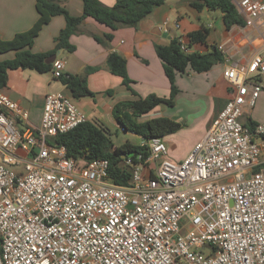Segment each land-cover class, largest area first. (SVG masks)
Returning <instances> with one entry per match:
<instances>
[{
    "label": "built area",
    "instance_id": "obj_1",
    "mask_svg": "<svg viewBox=\"0 0 264 264\" xmlns=\"http://www.w3.org/2000/svg\"><path fill=\"white\" fill-rule=\"evenodd\" d=\"M233 2L264 23V0ZM65 64L54 60L55 78ZM262 76L264 51L225 66L233 92L204 137L182 161L149 139L144 162L125 160V185L110 180L108 159L49 144L87 120L72 97L48 93L33 126L0 88V264H264V122H242Z\"/></svg>",
    "mask_w": 264,
    "mask_h": 264
},
{
    "label": "crops",
    "instance_id": "obj_2",
    "mask_svg": "<svg viewBox=\"0 0 264 264\" xmlns=\"http://www.w3.org/2000/svg\"><path fill=\"white\" fill-rule=\"evenodd\" d=\"M107 6H113L116 0H100ZM70 14H83V0H60ZM39 17L36 0H0V39L10 40L17 33L30 29ZM244 26L235 25L228 29L220 10L196 9L188 0H167L156 5L152 13L144 18L137 27L121 26L113 31V39L104 44L94 35L103 37L110 28L91 17L84 19L79 31L71 36L76 46L73 52L60 49L58 53L65 61V73L82 75L87 78L94 96L73 97L63 82L51 75L27 73V69H10L7 85L3 90L29 112V123L41 124L45 97L48 93L61 92L73 98L76 106L87 119L103 123L109 128L118 129L120 124L113 115V106L122 100L137 98L122 83L120 76L113 74L107 65L110 51H116L127 59V70L133 80L132 87L140 96L157 94L170 95V82L164 72L163 61L156 52L157 44H168L178 38L187 45V34L201 27H207L209 34L206 43L193 44L189 50L205 52L212 46H223L226 61L215 64L205 72L188 69L178 74L176 84L178 94L175 104L159 105L147 118L165 116L181 124L180 129L162 139L168 146V157L182 161L194 145L206 134L211 122L225 107L233 88L224 77V68L232 62L247 63L255 53L264 51V23L255 19H246ZM178 24V26H177ZM66 25L64 15H55L45 24L29 47L33 52L52 50L56 46V37ZM164 32L168 36H164ZM67 54V55H66ZM15 57V50L0 52V61ZM96 67L87 73L88 67ZM263 86L257 101L264 96ZM253 108H246L242 122L259 123L253 118ZM248 118L244 120V117ZM253 125V124H252ZM195 138L185 145L183 151L178 147L189 131ZM136 135V134H135ZM183 138V139H182ZM142 142V141H141ZM260 168L264 167V151ZM149 171L145 169V174Z\"/></svg>",
    "mask_w": 264,
    "mask_h": 264
},
{
    "label": "trees",
    "instance_id": "obj_3",
    "mask_svg": "<svg viewBox=\"0 0 264 264\" xmlns=\"http://www.w3.org/2000/svg\"><path fill=\"white\" fill-rule=\"evenodd\" d=\"M167 0H116L113 6H107L100 0H83V14L75 16L60 0H36L39 17L34 25L23 32L17 33L10 40L0 39V52L15 50V57L0 61V88H4L8 81L10 69H32L38 72L52 71L53 62L60 49L73 52L76 46L71 42V36L79 31L85 18L91 17L108 26L110 32L103 37L94 35L102 42L113 39V31L121 26L137 27L139 23L149 16L156 5H161ZM198 10H220L223 14L226 27L244 26L246 18L239 12L233 0H188ZM64 15L66 25L56 37V46L52 50L33 52L29 49L34 44L36 36L42 27L50 22L55 15ZM209 34L207 27H201L187 34L188 50L182 49V41L173 38L170 43L156 45V52L163 61L164 72L170 82V95L161 97L157 94L140 96L132 87L133 80L127 70V59L116 51H110L107 56V65L110 71L121 77L122 83L137 98L122 100L113 106V115L120 124V128L140 136L143 141L135 142L130 139L120 145H115L111 138L112 129L103 123L86 120L72 130L52 137L50 145H62L66 148L67 155L73 158H84L86 161L105 158L110 162L109 178L118 185L128 184L131 179V165H125V160L131 159L134 164L144 162L151 154L148 140L153 137H165L178 129L181 124L165 116L143 119L151 114L160 104L173 106L178 94L176 78L178 74L188 69L194 72H205L215 64L224 62V53L217 45L212 49L200 52L189 50L193 44L206 43ZM88 67L86 72L95 70ZM71 91L72 96H94L87 78L82 75L64 73L59 77ZM251 125L254 122H250Z\"/></svg>",
    "mask_w": 264,
    "mask_h": 264
},
{
    "label": "rangeland",
    "instance_id": "obj_4",
    "mask_svg": "<svg viewBox=\"0 0 264 264\" xmlns=\"http://www.w3.org/2000/svg\"><path fill=\"white\" fill-rule=\"evenodd\" d=\"M192 50H196V49H192ZM26 71H27V73L29 75H30V73L51 75V72H52V71L38 72V71L32 70V69H27ZM161 105H163V104H161ZM252 112H253L252 113L253 114V118L255 120H257L260 123L264 122V96L262 97L261 100L256 101ZM147 117L148 116H144L143 119L147 118ZM247 118L248 117L245 116L244 120H246ZM111 129L113 131V133L111 134V138H112L113 142L115 143V145H120V144H122L123 142H125L128 139H130L132 141H135V142L143 141V139L140 136L135 135V134H133V133H131L129 131L122 130L120 127L118 129H116L115 127H111ZM193 133H194V131L192 130V132L189 131V132H187L185 134V136L183 137L184 139L182 138L183 141H181V143L179 144V147H178L179 151H183L184 148H185V145L189 144V141H191L192 139L195 138V135Z\"/></svg>",
    "mask_w": 264,
    "mask_h": 264
},
{
    "label": "water",
    "instance_id": "obj_5",
    "mask_svg": "<svg viewBox=\"0 0 264 264\" xmlns=\"http://www.w3.org/2000/svg\"><path fill=\"white\" fill-rule=\"evenodd\" d=\"M164 36L167 37L168 36V33L167 32H164ZM61 54L60 53H57V56H60Z\"/></svg>",
    "mask_w": 264,
    "mask_h": 264
}]
</instances>
